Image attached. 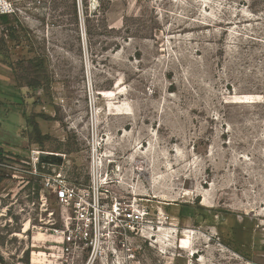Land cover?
I'll use <instances>...</instances> for the list:
<instances>
[{
	"label": "rangeland",
	"instance_id": "obj_1",
	"mask_svg": "<svg viewBox=\"0 0 264 264\" xmlns=\"http://www.w3.org/2000/svg\"><path fill=\"white\" fill-rule=\"evenodd\" d=\"M0 147V264L85 261L53 247L65 212L32 150L82 183L94 156L144 209L96 264H264V0H44L1 21Z\"/></svg>",
	"mask_w": 264,
	"mask_h": 264
},
{
	"label": "built area",
	"instance_id": "obj_2",
	"mask_svg": "<svg viewBox=\"0 0 264 264\" xmlns=\"http://www.w3.org/2000/svg\"><path fill=\"white\" fill-rule=\"evenodd\" d=\"M42 1L0 0V22L3 16L18 17L37 10ZM91 147L94 155L93 143ZM29 154L33 172L39 165L44 168L38 161L40 151L32 150ZM92 160L86 183L70 180L67 174L55 171L31 173L39 178L40 190L51 192L65 212L61 224L51 229L57 244L53 247L65 261L84 252L83 264H96L128 250L129 240L138 234L144 220L145 211L135 199L110 192L107 174L98 173L94 156Z\"/></svg>",
	"mask_w": 264,
	"mask_h": 264
},
{
	"label": "trees",
	"instance_id": "obj_3",
	"mask_svg": "<svg viewBox=\"0 0 264 264\" xmlns=\"http://www.w3.org/2000/svg\"><path fill=\"white\" fill-rule=\"evenodd\" d=\"M8 18L9 17H7V16H3V17H1V21H5V19H8ZM39 85H40V82L36 78L28 79L26 81V86L30 87V88H36V87H39ZM35 116L41 117L43 119L48 118L47 115H44V114H41V113H39V114H37ZM26 122L31 127V130L28 133L29 141L31 143L38 144L40 147L43 146L44 141L49 138L48 135L43 134L40 131L39 126H38L37 122L35 121L34 117H27ZM2 152H3V149L0 147V160H3V159L9 160L8 157H3L2 158V154H1ZM39 168H41L40 165H39ZM40 170L42 172H46L47 171V170H45V168L40 169ZM47 172H49V169H48ZM38 180H39V178H37V180L34 182L35 185H36V187H35L36 190L40 189V183L38 184V182H37ZM0 182H1V178H0ZM53 199L55 201L54 197H53ZM0 259H1V257H0Z\"/></svg>",
	"mask_w": 264,
	"mask_h": 264
},
{
	"label": "water",
	"instance_id": "obj_4",
	"mask_svg": "<svg viewBox=\"0 0 264 264\" xmlns=\"http://www.w3.org/2000/svg\"><path fill=\"white\" fill-rule=\"evenodd\" d=\"M57 157H54L52 155H48V154H45L43 152H40L39 154V157H38V160L40 162H44V163H52L54 162V160L56 159Z\"/></svg>",
	"mask_w": 264,
	"mask_h": 264
}]
</instances>
